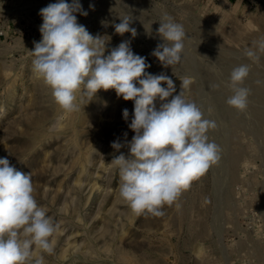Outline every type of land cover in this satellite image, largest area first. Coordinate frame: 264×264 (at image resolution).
<instances>
[{
	"label": "rangeland",
	"instance_id": "rangeland-1",
	"mask_svg": "<svg viewBox=\"0 0 264 264\" xmlns=\"http://www.w3.org/2000/svg\"><path fill=\"white\" fill-rule=\"evenodd\" d=\"M56 2L0 0V158L31 173L38 205L60 225L44 264H264V83H257L264 81V53L258 62L243 55L264 37V0H79L88 15L76 13L77 21L108 40L106 55L130 40L151 65L146 72L173 80V95L190 79L185 99L217 122L208 136L221 159L165 206L163 217L136 215L119 196L111 161L128 149L111 143L135 134L128 128L134 101L101 89L81 103L78 92L80 111L68 113L32 73L39 10ZM125 13L134 18L135 38L115 32ZM163 13L183 24L187 37L181 62L167 68L151 55L163 42ZM241 64L250 65L244 112L226 103V82Z\"/></svg>",
	"mask_w": 264,
	"mask_h": 264
},
{
	"label": "clouds",
	"instance_id": "clouds-1",
	"mask_svg": "<svg viewBox=\"0 0 264 264\" xmlns=\"http://www.w3.org/2000/svg\"><path fill=\"white\" fill-rule=\"evenodd\" d=\"M89 8L94 9V5ZM76 13L88 15L79 0H57L39 10L42 38L34 41V50L29 51L32 73L68 113L80 111L78 92L81 103L84 97L90 101L101 89H114L118 98L134 101L128 128L135 134L131 141L124 133V143H111L117 151L127 148L128 154L114 156L111 164L119 172V196L131 211L163 217L164 207L177 202L194 180L221 159L222 149L208 136L217 122L205 118L195 102L185 99L190 79H182L179 94L173 95V80L164 73L146 72L151 65L146 57L134 54L130 40L122 41L106 55L108 40L99 34L93 36L78 23ZM118 18L120 22L113 25L115 32L131 33L135 38L131 13ZM158 22L157 35L163 42L151 55L163 67H172L182 60L186 32L183 24L167 13ZM258 53H264V37L253 41V47L245 49L243 55L258 62ZM249 74L250 65L241 64L232 69L226 82L232 92L226 103L239 112L246 111L249 104L251 89L243 86ZM123 118L129 119L127 109ZM34 191L30 172H21L6 157L0 158V264H44V254L54 253L53 237L60 225L38 205Z\"/></svg>",
	"mask_w": 264,
	"mask_h": 264
},
{
	"label": "bare ground",
	"instance_id": "bare-ground-1",
	"mask_svg": "<svg viewBox=\"0 0 264 264\" xmlns=\"http://www.w3.org/2000/svg\"><path fill=\"white\" fill-rule=\"evenodd\" d=\"M197 61V60H196ZM206 63V62H205ZM197 71V70H196ZM231 73V72H230ZM200 76V75H199ZM202 78V77H201ZM207 78V77H206ZM211 85V84H210ZM222 96V95H221ZM221 99V98H220ZM224 100V99H223ZM250 101V100H249ZM221 102V101H220ZM224 105V104H223Z\"/></svg>",
	"mask_w": 264,
	"mask_h": 264
}]
</instances>
